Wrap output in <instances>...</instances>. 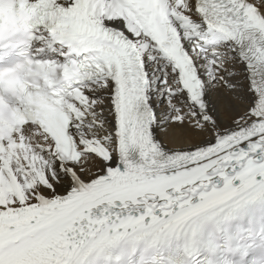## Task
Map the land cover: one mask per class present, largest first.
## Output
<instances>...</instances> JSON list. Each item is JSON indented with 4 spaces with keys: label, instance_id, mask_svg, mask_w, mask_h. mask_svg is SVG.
<instances>
[{
    "label": "snow or ice",
    "instance_id": "snow-or-ice-1",
    "mask_svg": "<svg viewBox=\"0 0 264 264\" xmlns=\"http://www.w3.org/2000/svg\"><path fill=\"white\" fill-rule=\"evenodd\" d=\"M0 264H264V0H0Z\"/></svg>",
    "mask_w": 264,
    "mask_h": 264
}]
</instances>
